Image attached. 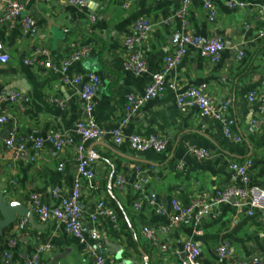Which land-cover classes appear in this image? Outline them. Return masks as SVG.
<instances>
[{"label": "crops", "instance_id": "0c3cea01", "mask_svg": "<svg viewBox=\"0 0 264 264\" xmlns=\"http://www.w3.org/2000/svg\"><path fill=\"white\" fill-rule=\"evenodd\" d=\"M20 1L23 15L34 21L37 34L30 38L18 24L9 27L0 17V43L9 58L0 63V94L18 91L28 98V102L6 100L0 104L9 114L0 124V190L28 207L33 223L27 219L18 228V217L3 235L0 264H5L2 253L11 239L15 245L7 264H21L20 251L31 253L45 244L50 248L41 253L39 264H51L55 256V264H94L88 252L92 240L87 237L79 242L55 220L41 222L32 212L30 200L37 194L53 207L57 199L52 191L65 195L72 188L75 147L80 141L74 126L84 116L80 91L89 74L100 80L92 117L106 133L100 140L83 143L84 154L94 156V177L92 183L81 182L80 207L84 222L101 235L105 264H181L182 253L173 250L180 251L186 239L199 248L198 264H236L264 254V212L238 213L232 199L214 206L201 224L183 222L160 234L157 245L140 232L145 224L168 226L171 200L187 205L194 197L211 199L227 186L264 187V124H253L262 116L259 96L264 94V38L258 35L264 30V0H241L245 4L242 9L230 8V0H190L183 21L177 17L179 0H89L85 7L69 5L66 0ZM206 2L216 8L213 21L208 20ZM138 19L148 20L151 29L142 42L146 70L136 75L123 68V61L127 55L124 41L135 34ZM185 33L202 39L220 38L224 49L219 60L212 62L198 48L187 47L185 56L166 76L159 95L123 123L127 96L144 91L163 57ZM82 47L89 48L87 55L62 71L63 61ZM36 48L48 51L52 67L24 62ZM237 51L243 53L241 59L236 58ZM77 77L81 80L75 83ZM199 86H205L215 105L229 103L223 115L232 120L231 132L239 141L227 137L221 122L201 116L196 108L178 110L176 97ZM251 94L253 100L248 98ZM51 96L64 99L65 107L50 102ZM117 129L123 137L120 142L112 134ZM55 131L71 138L60 151L47 141L48 134ZM10 132L26 142L32 160L12 159L3 145ZM130 134H156L166 141V148L162 152L133 150L126 139ZM30 137L43 141L40 150L33 149ZM192 148L205 150L209 156L198 159L190 153ZM245 160L251 162L246 184L231 168L232 163ZM117 175L126 180L123 189L115 185ZM139 176L145 182L135 190L132 184ZM150 194H155L156 204L165 207V215L147 203ZM99 201L115 212V223L95 217ZM225 241L230 243L229 254L220 257L215 248ZM107 242L114 247H108ZM163 244L171 249L163 250Z\"/></svg>", "mask_w": 264, "mask_h": 264}, {"label": "built area", "instance_id": "2783aa9c", "mask_svg": "<svg viewBox=\"0 0 264 264\" xmlns=\"http://www.w3.org/2000/svg\"><path fill=\"white\" fill-rule=\"evenodd\" d=\"M89 0H66L67 4L76 7H85ZM128 2V1H127ZM126 2V3H127ZM125 3V6H126ZM128 4V3H127ZM190 0H179V9L177 17L183 21L189 8ZM245 4L241 0H230L229 7L236 9L244 8ZM204 9L207 12L209 21H213L216 16V8L210 3L204 4ZM24 4L20 0H0V17L9 26L13 27L17 24L21 27L24 34H27L30 38H34L37 34V28L34 21L23 15ZM264 11V8H263ZM94 20V17H91ZM134 35L128 37L124 41L127 55L123 61V68L127 71L133 72L136 75L142 74L146 70V63L142 53V42L145 40L150 32L151 24L148 20L138 19L134 23ZM260 38H264V30L258 33ZM192 46L198 48L202 56L207 57L212 62H217L220 58V54L224 49L223 41L218 37H211L202 39L199 36L190 34H183L175 44L171 53L163 57L161 67L159 71L152 74L151 80L141 93H130L123 106L125 123L131 115H133L145 102L156 98L161 89L164 86V80L166 76L173 71L179 64L181 59L187 52V47ZM89 52L88 47H82L70 54V56L63 61L62 71L66 69L70 62L83 58ZM49 53L43 48H36L31 57L26 59V64L35 63L44 67H52L49 60ZM243 53L237 51L236 58L241 59ZM8 56L2 52V44L0 43V63H5L8 60ZM80 77L74 79V82H79ZM100 85L99 78L94 74L86 76V81L80 91V100L82 102L84 116L81 120L77 121L74 126V132L79 136V144L75 147V161H76V173L73 181L72 188L68 194L61 195L57 190L52 191V195L57 199V204L53 207L43 203L37 194L30 196L31 210L38 217L41 222L48 220H55L60 222L65 231L79 242H83L85 238L89 237L93 244L89 247L88 252L92 257L94 264H105V248L102 243L100 233L89 227L83 220L82 209L80 207L81 197V182L82 180L93 182V171L91 169V163L94 161L93 155H86L83 152V143L89 140H100L105 131L94 123L92 112L95 106L96 93ZM172 87L173 85H168ZM254 94H251L248 98L253 100ZM260 110L262 116L260 119L254 120L253 124L258 126L264 124V94L259 96ZM10 103L28 102V98L18 91H12L8 94H0V104L3 101ZM49 101L56 103L59 107H65V100L57 97H49ZM176 107L181 112H186L192 108H196L201 116H209L215 120L221 122L223 125L224 134L233 139L239 141V137L231 132L232 120H229L223 115V111L228 107L229 103L224 102L221 105H215L209 95L205 91V86L191 87L184 93L176 97ZM9 118V114L0 109V124H3ZM114 140L120 142L123 137L119 129L112 132ZM127 142L131 149L136 151L152 150L154 152H162L166 148V141L160 136L153 134L149 136H140L136 134H130L126 137ZM33 149L38 151L43 145V141L39 138H32ZM47 141L50 142L56 151L62 150L67 144L71 143V138L62 132H51L47 136ZM4 148L12 155L13 160H32L29 149L26 142L19 139L14 132H10L5 139ZM190 153L198 159L207 158L209 153L205 150H199L192 148ZM249 160H245L242 163H232L231 168L239 176L240 180L246 184L248 182L247 168L250 165ZM145 182L144 177L139 176L137 180L132 184L135 190H138ZM115 185L119 189H123L126 185V180L122 175H117L115 179ZM233 200V206L236 212L240 213L246 210L251 212L253 209H258L264 212V187H235L227 186L220 190L215 197L206 199L204 196L192 198L187 205H179L176 201L171 200L172 213L169 215L168 226H151L143 225L140 228L142 236L150 243L157 245L158 236L166 233L169 229L177 227L183 222H193L195 224H201V222L211 213L214 206H218L222 203ZM147 203L155 208L158 214L165 215L166 209L161 204H156L155 194H150L147 197ZM138 203L134 206L138 207ZM95 217L108 218L111 222H116V214L110 208H107L102 201L97 202L95 206ZM27 217H22L17 224L18 228H22L27 222ZM264 224V216H263ZM15 245L14 239L8 242V249L3 251V262L7 264L11 256L10 248ZM50 246L39 245L33 252L28 253L26 251H20L19 257L21 264H39L41 253L49 250ZM162 249L167 251L170 246L163 244ZM230 243L228 241L223 242L215 248L216 253L220 257H225L229 254ZM175 254H183L181 264H198L197 257L199 255L198 246L191 240L186 239L182 243V249L180 251L173 250ZM236 264H264V254H254L249 260L239 261Z\"/></svg>", "mask_w": 264, "mask_h": 264}, {"label": "water", "instance_id": "95a60500", "mask_svg": "<svg viewBox=\"0 0 264 264\" xmlns=\"http://www.w3.org/2000/svg\"><path fill=\"white\" fill-rule=\"evenodd\" d=\"M25 216L30 223H33V214L29 212V208L24 207L18 200L11 199L8 196V191L0 190V235L7 227L12 226L18 220V217ZM106 245L111 248L114 247L112 243L107 242ZM57 258L58 256L53 257L51 264H55Z\"/></svg>", "mask_w": 264, "mask_h": 264}, {"label": "trees", "instance_id": "16d2710c", "mask_svg": "<svg viewBox=\"0 0 264 264\" xmlns=\"http://www.w3.org/2000/svg\"><path fill=\"white\" fill-rule=\"evenodd\" d=\"M11 227H12V226L7 227V228L4 230L3 234L0 235V242H1L2 239H3V235L6 234V232H8V231L11 229Z\"/></svg>", "mask_w": 264, "mask_h": 264}]
</instances>
